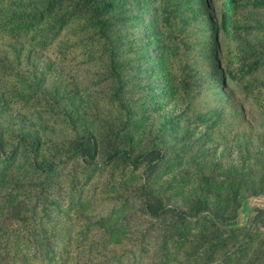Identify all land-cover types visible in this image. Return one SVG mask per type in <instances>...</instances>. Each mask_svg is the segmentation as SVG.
Wrapping results in <instances>:
<instances>
[{
	"label": "trees",
	"instance_id": "trees-1",
	"mask_svg": "<svg viewBox=\"0 0 264 264\" xmlns=\"http://www.w3.org/2000/svg\"><path fill=\"white\" fill-rule=\"evenodd\" d=\"M146 1L156 3L150 15L169 42L198 33L193 56L203 64L205 79L264 114V24L251 16L264 10V0ZM130 13L123 0H0V38L12 42L5 48L10 56L2 58L12 69L2 72L6 87L0 118L7 108L18 109L46 123L60 121L68 132L63 134L70 136L50 146L43 145L45 130L24 124V118L14 129L0 126V264H183L173 252L193 254L188 244H195L189 239L195 229L191 236L205 248L207 264H264V232L242 226L239 212L244 200L264 195L263 166L254 171L243 166L235 177L202 167L193 178L162 180L172 145L168 138L154 139L138 154L129 148L102 149L93 133L80 131L76 115L61 108L66 95L22 71L26 43L31 50L46 51L63 35L60 51L81 44L90 60L109 61L108 103L126 128L137 114L126 85L150 72L147 55L139 56L138 64L123 57L119 33L142 20L140 11ZM76 33L83 38L72 42ZM178 84L187 99L197 98L185 77ZM49 107L51 116L42 111ZM177 122L167 119L160 130ZM138 171L136 187L129 189L138 201L133 206L139 216L130 225L135 230L126 226L122 232L113 215L90 221L84 194L94 190L97 177L129 179ZM188 192L193 199L183 209L177 201ZM254 211L264 215L263 209Z\"/></svg>",
	"mask_w": 264,
	"mask_h": 264
},
{
	"label": "rangeland",
	"instance_id": "rangeland-1",
	"mask_svg": "<svg viewBox=\"0 0 264 264\" xmlns=\"http://www.w3.org/2000/svg\"><path fill=\"white\" fill-rule=\"evenodd\" d=\"M123 1L131 9V16L138 11L142 16L140 23H131L119 33L120 48L125 50L123 57L138 64L139 56L147 55L145 63L150 67L148 74L137 75L126 85L132 108L137 113L126 128L123 127V117L108 103V90L112 84L106 80L109 61L98 57L90 60L81 44L76 45L75 50L62 52L60 40L63 35L46 51L31 50L26 43L22 54V71L43 80L46 88L66 95L68 99L61 108L73 112L80 131L93 133L102 149L129 148L133 154H138L149 147L154 139L168 138L172 145L168 147L162 165V180H169L173 176L193 178L192 173L202 167L207 168L206 171L215 168L216 174H229L231 177L242 175L243 166L251 171L264 167V114L258 113L251 101L221 93L222 90L217 89L211 80L203 77L205 68L196 58L198 56H193L192 48L199 46L198 33L191 34L193 37H188L187 41L169 42L162 33L163 29L157 25L156 16L150 15L156 3L146 0ZM252 13L254 22L264 24V10ZM82 38V33H76L71 40L78 42ZM9 43L12 42L8 38H0V97L3 98L6 80L2 72L12 69L2 59L4 55L10 56L5 49ZM22 43L18 42V47ZM184 77L196 90L197 98L187 99L178 88V83ZM42 111L50 116L53 112L51 107ZM174 117L178 119L177 123L170 125L167 131L160 130L165 120ZM21 118H24V124L32 123L35 128L45 130L43 145L49 143L54 146L59 144V140L70 137L63 134L68 132L61 129L60 121L46 123L13 108L6 109L0 118V126L14 129ZM140 172L129 179L115 181L107 179L106 175L97 177L94 190L88 188L84 194L87 200L85 214L89 220L98 222L101 217L113 215L112 222H121L118 227L122 226V232H127V227L133 232L135 227L130 225L139 214L135 212L138 206H133L138 201L130 197V191L136 187L135 181ZM192 199L193 195L188 192L181 201L178 199L180 203L177 204L186 209ZM254 209L263 208L250 204L249 212L245 200L240 204L241 225L251 224L254 230L260 228L263 231L264 215L257 216ZM122 216H126L125 219ZM253 218L255 221L252 222ZM112 224L117 226V223ZM106 228L113 227L108 224ZM197 231L193 230L191 235H196ZM191 235L189 239L195 244L188 246L193 254H173H177L183 264H207L203 258L205 248L199 247L197 238L193 239ZM258 239L255 237L254 244Z\"/></svg>",
	"mask_w": 264,
	"mask_h": 264
},
{
	"label": "water",
	"instance_id": "water-1",
	"mask_svg": "<svg viewBox=\"0 0 264 264\" xmlns=\"http://www.w3.org/2000/svg\"><path fill=\"white\" fill-rule=\"evenodd\" d=\"M250 204L251 205L254 204L264 209V195L250 197L245 201V206L249 212H250ZM263 232H264V227H263Z\"/></svg>",
	"mask_w": 264,
	"mask_h": 264
}]
</instances>
